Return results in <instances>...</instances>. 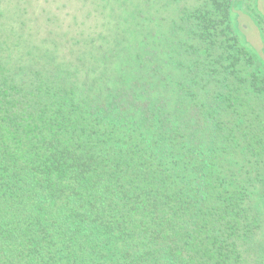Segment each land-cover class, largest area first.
Instances as JSON below:
<instances>
[{"label": "trees", "instance_id": "16d2710c", "mask_svg": "<svg viewBox=\"0 0 264 264\" xmlns=\"http://www.w3.org/2000/svg\"><path fill=\"white\" fill-rule=\"evenodd\" d=\"M144 1L72 53L0 22V264H264V55Z\"/></svg>", "mask_w": 264, "mask_h": 264}, {"label": "rangeland", "instance_id": "374dc122", "mask_svg": "<svg viewBox=\"0 0 264 264\" xmlns=\"http://www.w3.org/2000/svg\"><path fill=\"white\" fill-rule=\"evenodd\" d=\"M182 2L193 6L196 0ZM153 3L150 0V6ZM142 6H148L144 0H0V13L4 14L0 22L4 27L26 26L31 43L50 37L72 53L71 49L75 52L82 42L96 41L100 45L103 39L96 38L97 32L108 35L104 42H112L127 13ZM155 6L160 8L159 0ZM165 7L167 10L153 13L167 17L176 14L175 4ZM231 20L239 39L264 55V0H233ZM103 27L106 29L101 30Z\"/></svg>", "mask_w": 264, "mask_h": 264}]
</instances>
